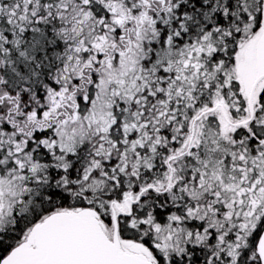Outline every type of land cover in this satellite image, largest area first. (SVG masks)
<instances>
[{"label":"snow or ice","instance_id":"snow-or-ice-1","mask_svg":"<svg viewBox=\"0 0 264 264\" xmlns=\"http://www.w3.org/2000/svg\"><path fill=\"white\" fill-rule=\"evenodd\" d=\"M0 264H264V0H0Z\"/></svg>","mask_w":264,"mask_h":264}]
</instances>
